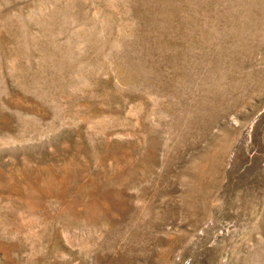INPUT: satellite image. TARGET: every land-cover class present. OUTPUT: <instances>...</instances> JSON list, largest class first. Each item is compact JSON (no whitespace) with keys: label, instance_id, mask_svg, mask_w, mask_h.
<instances>
[{"label":"rangeland","instance_id":"rangeland-1","mask_svg":"<svg viewBox=\"0 0 264 264\" xmlns=\"http://www.w3.org/2000/svg\"><path fill=\"white\" fill-rule=\"evenodd\" d=\"M0 264H264V0H0Z\"/></svg>","mask_w":264,"mask_h":264}]
</instances>
